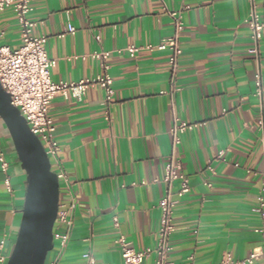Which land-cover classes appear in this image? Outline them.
<instances>
[{"label": "crops", "instance_id": "1", "mask_svg": "<svg viewBox=\"0 0 264 264\" xmlns=\"http://www.w3.org/2000/svg\"><path fill=\"white\" fill-rule=\"evenodd\" d=\"M29 19L36 37L57 65L54 82L75 83L103 74L92 56L109 52L112 101L90 88L81 99L56 97L49 116L60 146L58 160L67 181L59 204H72L74 227L58 264H124L116 244L123 235L138 251L157 246L161 180L176 153L190 192L173 197L174 264H219L226 252L246 260L262 246L256 230L264 181V35L259 55L247 19L264 18V0H31ZM182 11V55L175 71L170 52L147 50L174 33L169 12ZM68 25L76 28L67 33ZM100 38L99 41L96 39ZM21 28L14 12H0V47L16 50ZM142 48L132 58L126 50ZM261 74L263 94L255 95ZM179 119L198 126L180 136ZM1 147L9 168L0 167L1 258H9L22 222L27 176L0 119ZM158 182H155V181ZM9 181L10 186H6ZM178 183L173 192L176 193ZM114 218H118L116 228ZM49 263L56 256V251ZM48 258V257H47ZM150 255L145 264H153ZM0 264L1 263L0 261ZM254 264H264V258Z\"/></svg>", "mask_w": 264, "mask_h": 264}, {"label": "built area", "instance_id": "2", "mask_svg": "<svg viewBox=\"0 0 264 264\" xmlns=\"http://www.w3.org/2000/svg\"><path fill=\"white\" fill-rule=\"evenodd\" d=\"M12 10L17 18L21 28V45L18 49L12 50L8 46L0 47V85L2 89L10 96L11 103L19 109L21 115L26 119L31 132L41 141L47 156L50 159L53 172L57 174L59 181L66 182V176L60 167L58 156L60 146L55 139L56 127L49 116V107L56 97L65 99H81L83 95L92 87L99 86L105 92V102L109 104L115 94L113 88V79L107 73L109 66L107 64L109 52H96L93 54L95 60L101 61L104 73L94 78L82 80L75 83L54 82L51 78V71L57 65V61L48 56L46 50L47 38L45 36L36 37L34 30L37 22L29 19L32 12L31 0H0V12ZM173 21L174 33L167 40L158 45H149L145 49L153 51H169V64L173 71L178 66V60L183 51L180 45L181 35L185 29L184 15L182 11L169 12ZM247 24L251 32V39L254 47L251 53L259 55V44L264 35V18H261L253 9L247 19ZM67 33L74 35L76 28L68 25ZM99 41V37L96 38ZM142 48L130 47L126 52L132 57H136ZM255 95L261 97L263 87L261 74L256 75ZM197 124H189L177 119L172 129L174 135V148L180 143V136L187 131L196 128ZM0 167L6 172L9 168L6 154L1 147L0 139ZM181 161L177 159L176 153L168 158L165 165V174L161 180L167 185L166 195L159 201L160 227L157 233V246L154 249L136 250L125 236L117 238L116 244L121 249L124 264H145V260L152 254L155 255L153 264H174L169 260V254L172 251L170 243L171 234L174 231L173 211L176 205L173 197H184L190 192V181L184 175ZM264 176V172H263ZM155 182H158L157 180ZM178 183L176 193L173 192L175 184ZM9 187V181H6ZM263 195L260 197L259 213L264 219V181ZM72 204H59L57 219L54 228V250L55 258L49 263L58 264L69 243L74 227ZM115 227H119L118 218H114ZM256 233L262 237L261 247L254 249L250 256L243 261L234 260L230 252H226L219 264H254L256 261L264 258V228L256 230ZM1 242V247L4 246ZM84 264H96L93 255L87 252L83 255ZM7 259L1 258V263L6 264ZM186 264H193L192 259Z\"/></svg>", "mask_w": 264, "mask_h": 264}, {"label": "water", "instance_id": "3", "mask_svg": "<svg viewBox=\"0 0 264 264\" xmlns=\"http://www.w3.org/2000/svg\"><path fill=\"white\" fill-rule=\"evenodd\" d=\"M0 119L27 176L22 222L6 264H45L54 250L60 183L41 141L1 85Z\"/></svg>", "mask_w": 264, "mask_h": 264}, {"label": "rangeland", "instance_id": "4", "mask_svg": "<svg viewBox=\"0 0 264 264\" xmlns=\"http://www.w3.org/2000/svg\"><path fill=\"white\" fill-rule=\"evenodd\" d=\"M54 254V252H50L47 258V261H49L52 258V255Z\"/></svg>", "mask_w": 264, "mask_h": 264}]
</instances>
